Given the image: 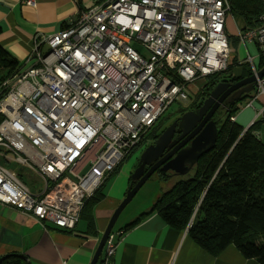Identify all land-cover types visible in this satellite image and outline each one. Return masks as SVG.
<instances>
[{"label": "built area", "instance_id": "obj_1", "mask_svg": "<svg viewBox=\"0 0 264 264\" xmlns=\"http://www.w3.org/2000/svg\"><path fill=\"white\" fill-rule=\"evenodd\" d=\"M229 12L228 0H103L36 35L22 70L0 82V202L74 229L86 200L142 153L169 106L188 101V84L227 69ZM238 38L264 56V22ZM247 60L257 75L254 56ZM12 161L32 169L42 189L3 164ZM122 233H109L100 264H124L115 258Z\"/></svg>", "mask_w": 264, "mask_h": 264}, {"label": "crops", "instance_id": "obj_2", "mask_svg": "<svg viewBox=\"0 0 264 264\" xmlns=\"http://www.w3.org/2000/svg\"><path fill=\"white\" fill-rule=\"evenodd\" d=\"M100 1L103 0H36L34 7L26 4V0H0V44L23 64L33 51L36 35L58 31L79 8H89ZM239 47L247 54L245 60L252 55L255 63V59L260 57L256 42L240 41ZM231 50L234 49L231 47ZM240 74L241 70L235 73ZM253 97L245 106L239 104L244 99L237 103L240 111L234 115L235 121L245 129L264 113L261 95L256 97L255 92ZM255 133L261 138L258 128ZM129 179L123 180L119 176L96 204L94 232H89L88 220L84 218H80L74 229H65L49 221L44 225L15 207L0 202V258L16 257L22 260L21 264H28L18 256L24 254L30 259V264H90L114 210L126 195ZM152 208V205L140 208L132 221L113 228L123 231L117 237V261L124 264H262L256 258L246 257L234 244L226 246L218 254L211 253L190 236L188 229L180 230L169 225ZM137 219L140 220L125 230L127 224ZM6 259L1 264H6Z\"/></svg>", "mask_w": 264, "mask_h": 264}, {"label": "trees", "instance_id": "obj_3", "mask_svg": "<svg viewBox=\"0 0 264 264\" xmlns=\"http://www.w3.org/2000/svg\"><path fill=\"white\" fill-rule=\"evenodd\" d=\"M228 1L231 12L241 23L240 30L257 27L264 22V0ZM229 39L232 48L240 45L238 36ZM23 64L0 44V82L20 72ZM255 65L261 69L264 56L255 59ZM231 69L232 66L228 64L224 71ZM224 71L208 75L213 78L211 83L195 94L191 107L202 104L213 87L222 80L219 75ZM251 74L250 66L243 68L240 75L230 73L228 79L237 81ZM221 110V114L216 115L218 139L215 147L203 154L188 174L181 176L166 190L151 210H157L169 225L180 230L188 229L190 236L213 254L234 244L246 257L256 258L264 264V142L255 133L259 120L245 130L231 119L240 111L238 104L228 111L226 107ZM161 124L156 125L149 135L153 142L160 135ZM141 144L147 146L148 142L142 140ZM120 166L114 172H118ZM156 172L164 177L175 175L172 171ZM106 180L86 200L81 212L80 218L88 220L89 232H94L93 211L105 195L103 186ZM134 184L130 177L129 187ZM140 219L127 224L125 230ZM4 262L21 264L22 260L10 257Z\"/></svg>", "mask_w": 264, "mask_h": 264}, {"label": "water", "instance_id": "obj_4", "mask_svg": "<svg viewBox=\"0 0 264 264\" xmlns=\"http://www.w3.org/2000/svg\"><path fill=\"white\" fill-rule=\"evenodd\" d=\"M263 76L264 65L257 75L253 73L235 82L227 80L218 82L200 107L188 110L176 118L153 143L142 151L137 167L131 174L132 183L135 184L130 185L125 197L114 210L90 264L99 262L106 239L114 228L118 217L145 182L157 170L172 171L175 175L180 176L188 174L200 157L211 151L217 143L218 124L214 113L222 105L221 101L225 96L234 92L232 94L234 99H227L223 105L228 111L231 105L240 100L242 94L251 93L257 85V77L262 78ZM176 131L181 134L173 138ZM167 149L168 151L165 153ZM146 166L149 167L146 168ZM18 256L30 264V259L26 255L18 254ZM4 259L6 256L0 258V264Z\"/></svg>", "mask_w": 264, "mask_h": 264}, {"label": "rangeland", "instance_id": "obj_5", "mask_svg": "<svg viewBox=\"0 0 264 264\" xmlns=\"http://www.w3.org/2000/svg\"><path fill=\"white\" fill-rule=\"evenodd\" d=\"M241 28V23L236 19V16L229 12L227 15V36L230 38H234L239 35V31ZM131 45L138 50L141 54L146 55L149 52L142 46L135 42H132ZM233 47V45H231ZM239 46L234 50H231L230 59L228 64L232 66L230 71H224L220 73L219 78L228 79L230 73L239 72L243 68H249L250 65L247 63V60L244 57L247 55L243 50H239ZM234 73V74H235ZM212 77L202 76L196 79L194 82L188 84V90L190 92V98L186 102H174L172 105L164 113L161 120L158 122H162L161 124V132L165 129L175 118L179 116L180 113H184L187 109H189L190 103L194 101L195 94L201 91L205 85H208L212 81ZM256 90L251 92L244 100H242L239 104L245 106L249 103L254 97ZM261 100L264 103V95H261ZM260 100V101H261ZM264 105V104H263ZM222 110L220 109L217 112V115L221 114ZM259 123H258V130L261 131V140L264 142V113L259 116ZM150 141H147L148 144H151L153 139L150 138ZM141 154V153H140ZM139 154V157H140ZM137 156L138 152L134 151L127 156V158L122 162L121 166L119 167L118 172H114L111 176L106 180L103 191L104 194H107L110 188L113 186L115 181L119 176L124 179H128L131 177V174L137 167ZM8 168L15 171L21 179L28 185L33 191H39L42 189V180L41 178L29 167L22 165L17 162H9L3 163ZM132 172V173H131ZM183 176V175H182ZM180 175L168 176L164 177L160 173L155 172L152 177H150L145 184L141 187L138 193L134 196V198L128 203V205L124 208L121 212L120 216L118 217L116 224L114 225V229L120 228L123 224L132 221L138 214L140 208H145L150 205H154L156 200L163 195V193L168 190L172 185L180 180ZM122 186V185H121ZM120 186V187H121ZM134 217V218H133ZM116 231V230H115Z\"/></svg>", "mask_w": 264, "mask_h": 264}, {"label": "flooded vegetation", "instance_id": "obj_6", "mask_svg": "<svg viewBox=\"0 0 264 264\" xmlns=\"http://www.w3.org/2000/svg\"><path fill=\"white\" fill-rule=\"evenodd\" d=\"M223 80H226V79H223ZM227 81L235 82V81L230 80V79L227 80ZM233 93H234V92H232L231 94L225 96V98L221 101V104H222V105H221V106L218 108V110L214 113V118H216L217 112H218L220 109H223V108L225 109V107H223V105L226 103L227 99H229V100L234 99L233 96H232ZM248 95H249V94H246V93L242 94V95L240 96V100L237 101L236 103H234L233 105L237 104V103L240 102L242 99L246 98ZM208 96H209V95H208ZM198 103H199V102H198ZM201 105H202V104H201ZM201 105H200V106H201ZM227 105H229V103H227ZM227 105H225V106H227ZM233 105H231V107H232ZM200 106H199V107H200ZM196 108H198V107L193 106V107H190L189 109H187L186 111H188V110H192V109H196ZM186 111H185V112H186ZM182 114H183V113H180L179 116L182 115ZM179 116H178V117H179ZM178 117H177V118H178ZM175 119H176V118H175ZM175 119H174V120H175ZM174 120H173V121H174ZM173 121H172V122H173ZM172 122H171V123H172ZM171 123H170V124H171ZM159 124H160V123H159ZM170 124H169V125H170ZM165 128H166V127H165ZM164 130H165V129H164ZM164 130H162V132H163ZM160 134H161V133H160ZM180 134H181V132L176 131L175 134H174V137H173V138L178 137ZM152 143H153V141H152ZM138 148H139V147H138ZM167 151H168V149L165 151V153H166ZM147 167H148V166H146V168H147Z\"/></svg>", "mask_w": 264, "mask_h": 264}]
</instances>
